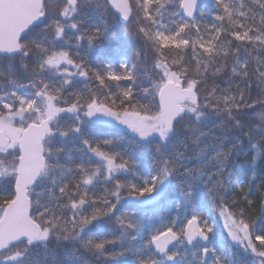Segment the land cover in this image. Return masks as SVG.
Here are the masks:
<instances>
[{"label":"snow or ice","instance_id":"snow-or-ice-1","mask_svg":"<svg viewBox=\"0 0 264 264\" xmlns=\"http://www.w3.org/2000/svg\"><path fill=\"white\" fill-rule=\"evenodd\" d=\"M130 37L143 41L151 71ZM0 54L20 58L0 62V264H32L33 248L53 239L105 264H209V255L242 264L218 241L213 210L264 264V199L249 218L254 201L237 167L243 156L255 175L264 162V0H0ZM113 128L154 151H113L124 139ZM101 184L111 188L97 194ZM149 206L183 211L186 222L161 230L155 213L142 215ZM112 225L118 235L102 238ZM66 257L79 264L76 248Z\"/></svg>","mask_w":264,"mask_h":264},{"label":"trees","instance_id":"trees-1","mask_svg":"<svg viewBox=\"0 0 264 264\" xmlns=\"http://www.w3.org/2000/svg\"><path fill=\"white\" fill-rule=\"evenodd\" d=\"M66 2V0H61V5ZM250 2V0H249ZM113 10L109 11L107 13V20L109 23H114L116 17L113 15ZM259 16V13H257V18ZM198 22L200 24L204 23H209L212 22L211 17H206L204 20H199ZM218 23V22H217ZM121 28H123V24L120 25ZM131 40V45H130V51H136L139 50L141 52V68H148L149 71H151V61H149L147 64L144 63L143 61V53H144V44L142 40H139L136 37H130ZM86 48V45H85ZM73 55H75L76 50L72 49ZM189 55L191 54V50H188ZM80 55L81 56H86L87 53L84 51V49L80 50ZM19 57H4L0 56V62L3 63V65L7 66L9 63H16L19 61ZM255 67V64L251 65L249 68V71L251 72ZM158 78V77H154ZM18 82L20 83H27V80L24 79L23 77H17ZM0 82H6V78H0ZM114 83V82H113ZM209 83H212V81H209ZM215 83L220 84L221 87H224L225 85L221 83L220 80L215 81ZM254 85V82H253ZM147 86V85H143ZM84 89V84L83 82L77 84L75 86V89H69L68 91L71 92L73 90H83ZM113 92L116 91L115 87L112 89ZM203 87L201 88V93L203 94ZM256 89L255 85L253 86V96H255ZM67 95V93H66ZM136 99L140 100V94L137 91L136 93ZM142 103L145 101L141 100ZM261 111V109L257 108L256 112ZM251 115L249 114L248 117L250 118ZM108 133H114L116 135L124 137V133L120 129H108ZM99 135V134H98ZM103 138V136H101ZM214 139L210 138L207 142L206 145H201V147H206L210 146L214 143ZM55 146H60L59 142L56 143ZM79 147V145H74L72 144L71 141L67 142L65 145L66 151H70L71 154L79 158L82 154L78 152L76 149ZM155 144L146 146L143 150H139L136 148V146L129 142L127 137H124L121 143H119L113 151H118L122 152L126 155H135L136 157L148 159L149 154L154 151ZM0 159H5V154H0ZM192 159H195L193 156ZM12 160V156L8 155L6 157V162H10ZM61 162H64L63 159ZM247 160L244 159L243 156L239 158V161L237 163V167L239 169L238 175L242 179L243 183L245 184L246 188L251 189V195L249 196V199L254 201V207L248 208L247 210V215L249 218L255 219L258 216H260V207H259V201L261 199H264V162H257V165L255 167V175H253V172H244L242 169L243 167H247ZM94 166V165H93ZM195 166V165H192ZM130 178V177H129ZM236 180H233V183H235ZM178 183V182H177ZM2 187V186H0ZM104 187H108L109 189L111 188V185H98L97 186V194H100L103 191ZM41 188H37L36 191H41ZM242 195V194H241ZM233 195L229 194L227 199L231 201L233 199ZM219 199V197H217ZM127 206V205H126ZM241 207L247 208V205L238 203L236 205V210H238ZM212 209V202L211 199L208 197H205V204H204V211L207 213L209 210ZM190 213V209L188 210ZM155 213V219L153 221L155 227L160 228L163 230L165 226H171L172 222L174 220H179V222L176 224V230L179 228L183 227V223L186 222V213L181 211L179 214L174 211V210H169V211H163L161 210L160 206H149L143 209L142 215L145 216H152ZM67 216L70 218L71 213H67ZM212 216L214 218L215 226H216V232H217V239L220 242H223L226 247H229L232 252L235 253V256L239 258L242 261V264H259V260L257 258L251 257L250 254H245L243 252V249L239 246L236 245L235 242L231 241L230 237L227 235V229L224 227V221L223 218L219 217L218 212L215 210L212 211ZM116 235H118V232L115 231V225H112L108 228H106L102 233L101 237L102 238H107V239H112ZM257 246L259 247V242L256 241ZM19 247H23V245H19ZM73 248L77 249V256L79 257V264H105V262L102 259H98L96 256L92 255L91 253L85 252L83 249H80L78 245H72V244H58L55 239H53L48 246V249L45 250L43 247L39 248H33L32 253H31V261L32 264H51V253L54 251L57 254V260L63 261L64 264H70V261L66 257V254L70 252ZM112 250H120L119 247L117 246L115 249L109 248V251ZM174 250H185L183 246L177 245V248ZM185 251H191L190 249L185 250ZM158 258V257H157ZM74 259V258H73ZM209 264H211V257L209 255Z\"/></svg>","mask_w":264,"mask_h":264},{"label":"water","instance_id":"water-1","mask_svg":"<svg viewBox=\"0 0 264 264\" xmlns=\"http://www.w3.org/2000/svg\"><path fill=\"white\" fill-rule=\"evenodd\" d=\"M115 10L113 9V12H114ZM0 56H3L2 54H0ZM171 247V246H170Z\"/></svg>","mask_w":264,"mask_h":264},{"label":"rangeland","instance_id":"rangeland-1","mask_svg":"<svg viewBox=\"0 0 264 264\" xmlns=\"http://www.w3.org/2000/svg\"><path fill=\"white\" fill-rule=\"evenodd\" d=\"M224 221V220H223ZM226 229V228H225Z\"/></svg>","mask_w":264,"mask_h":264}]
</instances>
